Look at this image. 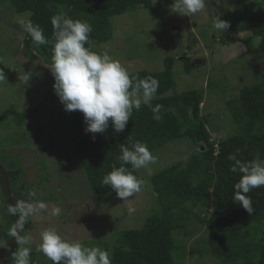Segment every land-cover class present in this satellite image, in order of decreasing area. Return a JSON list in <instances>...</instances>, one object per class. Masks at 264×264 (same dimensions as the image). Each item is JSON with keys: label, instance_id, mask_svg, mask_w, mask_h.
<instances>
[{"label": "rangeland", "instance_id": "1", "mask_svg": "<svg viewBox=\"0 0 264 264\" xmlns=\"http://www.w3.org/2000/svg\"><path fill=\"white\" fill-rule=\"evenodd\" d=\"M153 1V8L140 7L112 17L113 38L100 46L101 51H107L129 73L140 69L160 71L167 56L177 57L175 91H203L200 110L209 118L206 127L213 141L232 135L236 124L229 102L237 100L244 86L264 78V41L254 38L252 52L248 53L243 41L221 40L222 31L213 30L212 20L218 16L229 23L226 31L232 35L249 36V18L264 8V0H221L219 4L208 0L203 11L190 17L174 12V0ZM21 17H30V13L18 15L8 1L0 0V116L9 109L29 115L21 123L13 113L0 119V165L21 170L13 182L15 194L48 206L24 221L27 228L22 237L30 238L25 246L32 248L31 261L36 260L35 264H51L37 249L41 231L54 228L67 240L98 246L110 253L117 233L139 229L150 214L161 212L152 176L172 164L185 162L199 147L185 136L152 151L155 163L136 169L143 180L141 191L125 201L114 190L94 196L78 154L69 147L65 134L70 127L69 112L57 96L47 99L48 93L55 94L50 65L41 57L30 62L24 55L26 32L18 23ZM183 55L197 65L190 73L184 71ZM27 72H31L28 82L23 79ZM52 137L56 142L53 147L49 141ZM5 203L0 177V229L11 237L14 225L7 224ZM53 207L61 209L60 215H51ZM184 222L185 227L174 232L179 259L186 264H222L204 247L205 227L194 217ZM256 240L262 242L264 235L258 234Z\"/></svg>", "mask_w": 264, "mask_h": 264}, {"label": "trees", "instance_id": "2", "mask_svg": "<svg viewBox=\"0 0 264 264\" xmlns=\"http://www.w3.org/2000/svg\"><path fill=\"white\" fill-rule=\"evenodd\" d=\"M6 1L18 15L29 12L31 20L43 28L48 39L53 36L50 18L58 12L67 13L73 20L86 21L93 29L89 34L92 48L98 52H102L100 46L103 43L113 38L112 17L140 7L153 8L154 5L153 0ZM248 27L251 31L249 36L240 38L222 31L220 38L230 43L243 41L247 46L246 52L251 53L254 38L261 37L264 41V8L251 15ZM23 49L30 62L41 57L51 65V45L37 46L26 33ZM176 60L177 57L170 55L164 60L163 70L140 69L130 73L133 77L158 80L159 88L152 100L153 105L163 106L162 118L158 121L153 119L151 109L142 105L139 111L133 110L123 132H114L110 125L105 133L92 134L85 132L86 124L81 112H69L70 127L65 134L70 140L69 147L78 154L94 196L113 191L101 181L113 167L120 166V145L128 144L129 138L133 142L145 143L150 152L185 136L199 147L185 162L172 164L152 176L161 212L150 214L141 228L128 229L114 236L110 252L112 264H186L179 259L174 232L184 228V220L189 217L196 218L205 227L204 247L211 256L221 259L222 264H264V240H256L258 234L264 235V186L247 194L254 209L249 215L232 200L234 184L240 177L230 171L233 162L228 160L229 154L245 161L257 156L264 159V78L254 85L244 86L237 100L229 102L236 129L232 135L215 142L206 127L209 118L200 110L204 92L198 89L175 91ZM188 60L183 55L186 73L197 66ZM50 75L54 78L51 70ZM50 96L56 97V94L48 93L47 99ZM35 112L34 109L31 113ZM9 113L16 115L18 123L29 117L9 109L0 119L8 117ZM49 141L51 147L56 145L53 137ZM126 167L141 179L136 169L133 170L131 165ZM20 172V169H6L14 204L26 199L25 195L15 194L13 190V182ZM5 202L8 226L17 225L16 215L8 212L10 203L6 194ZM26 228L23 222L21 236ZM253 231L255 235L251 236ZM6 232L0 229V241L8 244L13 237ZM16 244L3 255L7 264H14L12 254ZM35 262L33 259L31 264Z\"/></svg>", "mask_w": 264, "mask_h": 264}, {"label": "clouds", "instance_id": "3", "mask_svg": "<svg viewBox=\"0 0 264 264\" xmlns=\"http://www.w3.org/2000/svg\"><path fill=\"white\" fill-rule=\"evenodd\" d=\"M208 0H174L176 13L192 16L205 9ZM219 4L221 0H216ZM53 29L52 39L44 35L43 28L34 23L30 17L18 20L20 27L37 46L51 45L52 63L48 68L54 77L53 89L64 109L68 112L79 111L86 124L85 132L102 134L111 125L114 132H123L133 114L147 106L153 113V119L160 120L162 105L152 104L159 88L155 78H139L130 75L128 69L107 51H94L89 39L92 26L86 21L73 20L61 11L50 18ZM214 31H226L229 23L218 16L212 20ZM31 72L25 73L23 79L28 82ZM95 139V136H93ZM119 167L104 175L102 185L110 186L116 196L123 201L141 191L143 181L133 174L131 168H148L155 163V158L145 143L133 142L120 145ZM233 163L230 171L239 175L234 184L233 202L239 204L251 215L254 212L251 198L247 195L254 188L264 186V159L259 156L252 160H242L235 154H229ZM5 192V191H4ZM43 201L29 202L20 200L8 207L11 215L20 221L14 225L10 235L15 237L18 245L13 252L14 264H31L32 248L29 237H22V223L29 217L47 210ZM59 207L51 209V215L58 216ZM7 243L0 241V248ZM39 252L43 253L53 264H112L108 250L98 246H85L79 241L65 239L56 229L46 228L40 233Z\"/></svg>", "mask_w": 264, "mask_h": 264}, {"label": "water", "instance_id": "4", "mask_svg": "<svg viewBox=\"0 0 264 264\" xmlns=\"http://www.w3.org/2000/svg\"><path fill=\"white\" fill-rule=\"evenodd\" d=\"M0 175L2 177L3 189L5 191V194L7 195V198L9 200L10 205H13L14 204L13 195H12V192L10 189V183H9V180H8V177L6 174V169L1 165H0ZM16 219H17V225H18L20 223V221H19L17 216H16ZM15 243H16V240H15V237H13L11 239V241L7 244V247H4L0 250V260H1L2 264H7L4 260L3 255L5 252H7L9 249H11Z\"/></svg>", "mask_w": 264, "mask_h": 264}]
</instances>
